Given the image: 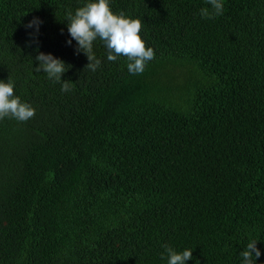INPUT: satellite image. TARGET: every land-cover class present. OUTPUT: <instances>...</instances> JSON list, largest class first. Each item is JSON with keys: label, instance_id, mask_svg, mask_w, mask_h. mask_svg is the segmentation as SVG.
<instances>
[{"label": "trees", "instance_id": "16d2710c", "mask_svg": "<svg viewBox=\"0 0 264 264\" xmlns=\"http://www.w3.org/2000/svg\"><path fill=\"white\" fill-rule=\"evenodd\" d=\"M88 2L0 0V81L35 110L0 119V264H167L165 244L241 264L253 240L264 264V0L214 19L205 0H109L154 50L142 74L99 39L90 71L66 43ZM39 53L70 91L34 71Z\"/></svg>", "mask_w": 264, "mask_h": 264}, {"label": "clouds", "instance_id": "9594fccd", "mask_svg": "<svg viewBox=\"0 0 264 264\" xmlns=\"http://www.w3.org/2000/svg\"><path fill=\"white\" fill-rule=\"evenodd\" d=\"M210 6L200 9L201 19H214L223 14L222 0H205ZM67 30L71 37L66 43L71 45L76 41V53L86 55L88 63L85 66L90 71H96L101 61L93 53V42L101 40L107 49V60L115 62L118 57L124 56L129 63L127 70L130 74H142L149 61L154 59L155 53L152 48H146L139 33L142 28L139 19H130L123 12L119 15L113 14L109 7V0H95L88 2L83 7L66 14ZM42 23L37 18L26 25L38 33L39 25ZM35 60L38 67L34 71L43 72L49 80L61 84V91L71 90L72 83L61 81L62 75L67 71L65 64L51 54L39 53ZM35 115V110L26 103H21L19 97L14 96V84L9 79L7 82L0 81V119L6 117L14 118L24 122ZM257 241L253 240L240 252L241 264H255V260L261 255L256 247ZM167 255V264H185L192 259V250L186 249L180 253L174 251L167 244L163 245ZM254 254V255H253ZM164 259V255H161Z\"/></svg>", "mask_w": 264, "mask_h": 264}]
</instances>
